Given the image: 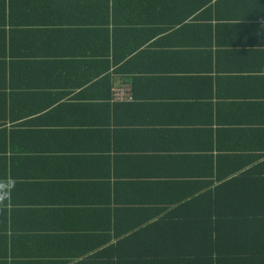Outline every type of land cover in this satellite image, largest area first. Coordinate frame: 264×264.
<instances>
[{
    "label": "crops",
    "instance_id": "0c3cea01",
    "mask_svg": "<svg viewBox=\"0 0 264 264\" xmlns=\"http://www.w3.org/2000/svg\"><path fill=\"white\" fill-rule=\"evenodd\" d=\"M0 264H264V0H0Z\"/></svg>",
    "mask_w": 264,
    "mask_h": 264
},
{
    "label": "built area",
    "instance_id": "2783aa9c",
    "mask_svg": "<svg viewBox=\"0 0 264 264\" xmlns=\"http://www.w3.org/2000/svg\"><path fill=\"white\" fill-rule=\"evenodd\" d=\"M112 99L114 103H124L132 101V96L128 88L122 87L118 90H115L112 94Z\"/></svg>",
    "mask_w": 264,
    "mask_h": 264
}]
</instances>
